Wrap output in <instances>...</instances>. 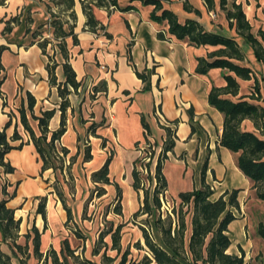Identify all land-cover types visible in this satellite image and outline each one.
Returning <instances> with one entry per match:
<instances>
[{
  "label": "crops",
  "instance_id": "crops-1",
  "mask_svg": "<svg viewBox=\"0 0 264 264\" xmlns=\"http://www.w3.org/2000/svg\"><path fill=\"white\" fill-rule=\"evenodd\" d=\"M45 1L0 0V130L10 123L6 128L10 144H23L21 149H13L5 156L15 169L13 173H5L12 177L10 184L5 185L7 191L12 186L13 191L9 193L15 192L7 205L15 209L17 215L19 207H26L27 202L23 205L25 198L40 197L38 204L35 203L34 213L27 211L16 217L21 219L18 239L24 238L21 245L28 244V260L34 258L38 263L33 245L34 227L40 233L43 259L52 250L60 253L65 240L69 241L78 259L84 242L77 244L83 239L74 235L68 226L72 222L79 225L82 220L89 197L88 189L92 185L100 191L98 198L102 202L114 203L112 213L115 216L123 219L124 212L129 211L135 221L138 218L135 213L141 210L144 199L141 189L134 187L137 146L150 141L157 148L159 157L168 138V128L173 132L175 146L168 153L162 172L170 196L180 200V193L210 188L212 198L216 199L224 193L240 190L238 201L243 205L251 181L237 166L238 154L221 145L224 115L209 103L211 88L226 85L224 71L214 68L207 75L196 73L197 58L206 57L219 47H197L176 39L169 34L166 23L160 24L151 19L154 6L145 5L140 0L121 5H132L135 9L112 13L94 7L95 18L105 28L94 33L88 30L81 4L76 3L74 33L77 41L72 36L65 39V58L59 41L54 37V29L47 23L50 15ZM236 3L242 6L252 33L256 35L260 29L264 31V0H236ZM163 5L177 15L180 23L194 20L208 32L236 40L245 54V61L238 63L250 67L256 76L263 73L264 65L257 61L252 47L238 34L236 25L230 26V22L236 24L235 21H229L220 14V0H214L212 9L205 0H169L163 1ZM43 24L44 27L39 29ZM7 26L10 31L6 30ZM37 30L39 33L34 35ZM45 39L49 42L42 48L39 44ZM66 61L72 66L80 86L77 90L68 86L66 131L55 146L57 152L63 155L64 163L73 161V173L76 171V175L80 176L83 171L87 180L85 188H81L77 177L75 191L65 187L57 196V193H52L50 185L53 168L43 171L40 154L22 124L21 111H25L31 129L39 137L41 128L36 117H41L45 111L55 110L48 125V140L51 139L53 132L61 126L63 99L59 85L64 86L66 81ZM54 62L57 63L56 84L51 83L47 69L48 64ZM139 73L144 74L145 79L139 77ZM253 80L244 82L237 78L240 85L238 98L249 93ZM226 97L238 100L236 96ZM32 100L34 106L31 110L29 104ZM15 130L20 139L13 141ZM57 157L61 159L59 155ZM108 160L110 183L94 181L93 174ZM229 171L245 181L246 187L217 192V187L226 181ZM63 174L68 181L66 166ZM169 174L176 181V189ZM2 188L0 201L4 198ZM243 190L244 194L241 193ZM42 200L46 219L37 212ZM64 205L71 210L70 221ZM24 224L25 230H21ZM119 225L123 222L117 223L115 229ZM28 233L31 237L27 241L25 236ZM86 247H93V243L86 241Z\"/></svg>",
  "mask_w": 264,
  "mask_h": 264
},
{
  "label": "trees",
  "instance_id": "trees-1",
  "mask_svg": "<svg viewBox=\"0 0 264 264\" xmlns=\"http://www.w3.org/2000/svg\"><path fill=\"white\" fill-rule=\"evenodd\" d=\"M135 1V0H131ZM145 5H153L154 10L151 13V19L157 23L168 25L169 34L181 41H188L189 44L200 46H218L219 48L207 54L206 57H198L196 73L207 75L211 69L219 68L224 71L223 77L226 85L223 87L213 86L209 94V103L211 106L219 110L224 115L223 132L220 143L233 153L238 154L237 166L239 170L251 181L252 188L256 191V197L264 202V137L259 136L253 131H248L242 128V123L250 119L256 124H262L264 128V108L250 102L247 96H242L238 100H233L226 97L227 95L237 96L239 94L240 85L237 78L242 80H250L253 76V70L238 62L245 61V54L242 51L236 40L206 31L201 24L194 20H188L185 23H180L177 15L163 5V1L169 0H140ZM210 9L213 8L214 0H205ZM229 0H220L221 7L225 8ZM231 1V8L226 10V17L230 21V26L236 25V30L241 35L247 44H249L254 52L257 61L264 65V31L260 29L255 35L252 33V27L247 20L245 13L240 4L236 0ZM77 0H46L45 4L50 15L48 24L52 27L54 37L60 43L62 53L67 58L65 39L72 36L75 41L76 35L74 29L77 22V14L75 10ZM82 10L86 16V25L89 31L99 33L105 29L93 13L94 7L104 8L109 13L115 10H130L135 9L134 6L128 5L121 7L118 0H80ZM111 6H114L111 9ZM196 13H199L196 11ZM45 24L39 26L44 27ZM7 31L11 28L7 26ZM38 30L34 33L37 35ZM106 35H108L106 33ZM258 36L261 37L259 40ZM49 40L45 39L39 45L45 48ZM2 48H0V51ZM57 63L48 64L47 69L50 74L52 84L57 83L55 70ZM64 72L66 81L64 86L59 85V92L63 99L61 104V126L53 132L52 137L48 140V125L50 119L54 116L55 110L45 111L41 117H36L41 128V135L37 137L31 129L27 116L24 110L21 111V121L25 129L30 133L31 138L37 148L38 153L43 161V171L49 168H55L54 160L57 157L55 142L59 140L66 131V109L69 106L67 96L70 91L68 86H72L77 90L80 83L76 80V74L72 66L66 61L64 63ZM234 73V75L230 74ZM139 77L145 79V75L138 74ZM2 81H0L1 85ZM34 100L29 104L32 110ZM0 130V168L4 169L5 173H13L14 167L6 161L5 156L13 149H21L23 144L12 146L6 135V128ZM168 138L164 143L163 149L159 155L156 164V189L152 195L146 191L143 199L141 210L135 213V217L147 215L155 216L154 228L157 229L160 240L157 241L145 227L141 226L145 246L151 253V257H146L147 263L155 264H249L246 260L245 252L231 253L229 252L232 246L229 226L236 218L231 208H240L238 201V193L240 190H234L232 193H224L220 197L213 199V192L210 188L195 189L190 192L179 194L182 206H190L192 204V233L187 243L186 230L187 225L184 213L177 215V224L168 219H162L158 210L161 208L160 193L167 190L166 181L162 172L163 164L168 157V153L173 150L175 142L173 132L167 129ZM20 135L15 130L12 140H19ZM148 142V141H147ZM67 153L66 149L62 150ZM109 163L108 160L104 166L93 174V179L96 182L109 184ZM135 183L134 187L140 190V174L135 167L134 170ZM4 198L0 201V264H28L27 250L28 244L25 246L18 244L19 228L21 219L16 218L15 209L8 207L7 203L15 196L14 193H9L7 187L2 188ZM229 197L226 199V196ZM68 221L72 219L71 210L64 205ZM37 212L46 219L44 212V201L39 203ZM176 214V211H175ZM149 223V222H148ZM175 224V225H174ZM123 225H119L114 232L111 229L113 237V249L120 252L121 230ZM33 245L35 256L40 264H70L69 259H77L75 251L71 248L69 241L63 242V247L60 253L52 250L50 254L43 259V253L40 252V233L37 228H33ZM257 233L264 239V224L258 226ZM27 241L31 234L26 236ZM139 247H143L138 243ZM96 254L99 252L97 250ZM129 251L125 252L121 261L118 264H127ZM82 264H95L89 260Z\"/></svg>",
  "mask_w": 264,
  "mask_h": 264
},
{
  "label": "rangeland",
  "instance_id": "rangeland-1",
  "mask_svg": "<svg viewBox=\"0 0 264 264\" xmlns=\"http://www.w3.org/2000/svg\"><path fill=\"white\" fill-rule=\"evenodd\" d=\"M120 5H125L131 0H118ZM77 3H80V0H77ZM231 8V1H228V5L223 8L219 7L220 14L225 15L226 10ZM257 35V33H256ZM259 40L261 37L258 36ZM251 79L252 83L249 85V93L246 95L250 102H253L262 108H264V71L260 75L256 76L253 73ZM250 79V80H251ZM244 81V80H243ZM245 82V81H244ZM236 99H239L237 96ZM262 124H256L254 121L247 119L242 123V128L248 131H253L259 136L264 137V128L261 127ZM61 150V149H60ZM57 152V150H56ZM60 156L61 159L55 157L54 164L55 168L50 172L54 173V176L51 177L53 182L50 184L53 187L52 193L62 192L63 189H69L71 192L76 187L75 179L78 177L80 179L79 185L81 188H85V174L81 171V175L77 176L76 171L73 173L71 169L74 168L73 161L70 160L69 163H64L61 154L56 153ZM158 152L157 148L155 151V156L152 158L146 168L143 167V171H139L140 174V187L141 194L144 196L146 191H149L150 196L152 197L156 187L153 185L154 180L156 179V167L155 163L158 161ZM139 164V163H137ZM64 166H66V172L68 175V181L65 179L63 174ZM139 167V165H137ZM74 174V175H73ZM172 175V174H171ZM169 174L171 184L176 189V181ZM80 177V178H79ZM11 176H7L2 168H0V188L5 185L10 184ZM155 178V179H154ZM246 182L242 179H238L232 172L229 171L226 181L217 187V192L222 190L226 191L228 189L232 190L235 187L244 188L246 187ZM184 189V188H183ZM9 192L13 191V187H8ZM89 197L86 204V211L83 212L81 221L79 225L75 222L69 224L68 228L72 231L74 235L78 238L82 237L83 241H77V244L84 242V249L79 250L78 259H70V264H82L87 260L95 264H118L124 253L129 251L128 263L127 264H148L146 257H151V253L148 248L145 246L142 227H145L149 230L150 234L159 241L160 236L156 228H154L155 216L149 217V223L147 222V215H141L138 218H135V221L132 219V212L125 211L123 219L119 216H115L112 213V204L113 202L105 203L102 202L99 196V190H97L96 185H92V188L89 190ZM244 194V190L241 191ZM242 197V196H241ZM40 197L26 199L23 202V205L27 202L26 207H19L16 217L19 218L21 214H26L27 211L34 213L35 203L38 204ZM75 199V198H74ZM174 200V199H173ZM38 201V202H37ZM176 208L174 210V216L162 215L158 210L159 216L167 221L172 219L173 222L177 224V215L184 213L187 230H186V241L188 243L189 238L192 233V204L190 206L180 204V200H174ZM177 202V203H176ZM37 209V208H36ZM232 212L235 214L236 218L231 222L229 231L230 237L232 239V246L229 249L231 253H241L245 252L246 260L249 264H264V239L258 235L257 230L260 224H264V202L259 200L256 197V191L252 188V183L250 190L243 199V205H240V208H231ZM176 211V214H175ZM115 212V211H114ZM116 214V213H115ZM86 220V221H84ZM119 222H123L122 228V239L120 242V252L117 249H113L112 245V234L109 231L115 230V225ZM175 225V224H174ZM67 228V229H68ZM76 228V231L75 229ZM21 230H25V224ZM20 244H24V238L17 240ZM86 241L93 243V247H86ZM141 242L143 247H139L138 243ZM41 250L43 248L41 247ZM86 250V251H85ZM95 250L99 253L94 255ZM28 252V251H27ZM29 264H36L37 260L30 258L28 260ZM150 264H155L150 263Z\"/></svg>",
  "mask_w": 264,
  "mask_h": 264
},
{
  "label": "built area",
  "instance_id": "built-area-1",
  "mask_svg": "<svg viewBox=\"0 0 264 264\" xmlns=\"http://www.w3.org/2000/svg\"><path fill=\"white\" fill-rule=\"evenodd\" d=\"M113 8L114 6H111V9ZM212 16L215 17V15L213 14ZM155 151H156V147L150 141L143 143V144H139L137 146V152H138L137 163H139L138 164L139 167H137V169L139 171H143V167L146 168L147 164H149L152 158H154ZM153 185L156 187L157 185L156 179L154 180ZM159 196L161 200L160 213H162V215L164 216L165 215L174 216V210L176 208V205H175V201L170 196L168 190L162 191Z\"/></svg>",
  "mask_w": 264,
  "mask_h": 264
}]
</instances>
